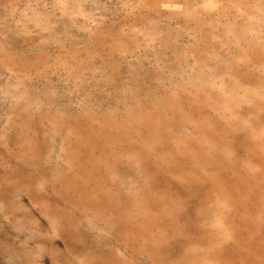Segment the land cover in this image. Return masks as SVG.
Wrapping results in <instances>:
<instances>
[{
	"label": "rangeland",
	"instance_id": "374dc122",
	"mask_svg": "<svg viewBox=\"0 0 264 264\" xmlns=\"http://www.w3.org/2000/svg\"><path fill=\"white\" fill-rule=\"evenodd\" d=\"M0 264H264V0H0Z\"/></svg>",
	"mask_w": 264,
	"mask_h": 264
},
{
	"label": "bare ground",
	"instance_id": "6f19581e",
	"mask_svg": "<svg viewBox=\"0 0 264 264\" xmlns=\"http://www.w3.org/2000/svg\"><path fill=\"white\" fill-rule=\"evenodd\" d=\"M35 171H36V170H35ZM34 174H35V173H34ZM36 174H37V173H36ZM15 185H16V184H15ZM216 193H217V192H215L214 194L216 195ZM4 200H5V199H4ZM208 201H209V200H208ZM4 203H6V201H4ZM210 203L213 204L212 201H211ZM8 204H9V203H8ZM8 204H7V206H8V209H9V207L11 208L12 206H9ZM208 204H209V203H208ZM212 204H211V205H212ZM5 205H6V204H5ZM207 206H208V205H207ZM212 207H214V206L212 205ZM207 209H208V208H207ZM211 210H212V209H211ZM213 210H214V208H213ZM213 210H212V212H213ZM208 212H211V211L208 209ZM207 214H208V213H207ZM208 215H209V214H208ZM211 215H212V214H211ZM211 215H210V217H211ZM204 218H205V217H204ZM208 219H209V218H208ZM208 222H209V221H208ZM205 223H206V222H205Z\"/></svg>",
	"mask_w": 264,
	"mask_h": 264
}]
</instances>
